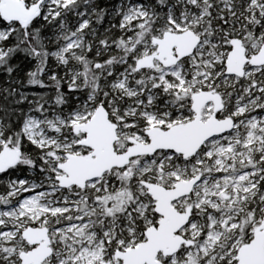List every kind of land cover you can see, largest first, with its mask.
Returning <instances> with one entry per match:
<instances>
[{
	"label": "snow or ice",
	"instance_id": "snow-or-ice-1",
	"mask_svg": "<svg viewBox=\"0 0 264 264\" xmlns=\"http://www.w3.org/2000/svg\"><path fill=\"white\" fill-rule=\"evenodd\" d=\"M0 264H264V0H0Z\"/></svg>",
	"mask_w": 264,
	"mask_h": 264
}]
</instances>
